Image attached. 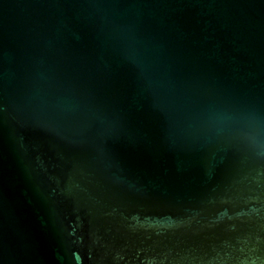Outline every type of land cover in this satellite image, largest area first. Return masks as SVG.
<instances>
[{
    "label": "water",
    "instance_id": "1",
    "mask_svg": "<svg viewBox=\"0 0 264 264\" xmlns=\"http://www.w3.org/2000/svg\"><path fill=\"white\" fill-rule=\"evenodd\" d=\"M0 264H264V0H0Z\"/></svg>",
    "mask_w": 264,
    "mask_h": 264
}]
</instances>
